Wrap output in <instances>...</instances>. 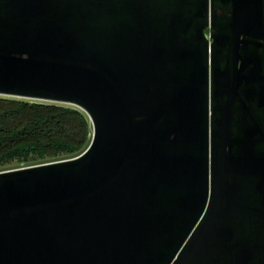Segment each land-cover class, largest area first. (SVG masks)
<instances>
[{
	"label": "water",
	"instance_id": "obj_1",
	"mask_svg": "<svg viewBox=\"0 0 264 264\" xmlns=\"http://www.w3.org/2000/svg\"><path fill=\"white\" fill-rule=\"evenodd\" d=\"M0 93L93 125L0 170V264H264V0H0Z\"/></svg>",
	"mask_w": 264,
	"mask_h": 264
},
{
	"label": "trees",
	"instance_id": "obj_2",
	"mask_svg": "<svg viewBox=\"0 0 264 264\" xmlns=\"http://www.w3.org/2000/svg\"><path fill=\"white\" fill-rule=\"evenodd\" d=\"M92 136L76 105L0 96V170L76 156Z\"/></svg>",
	"mask_w": 264,
	"mask_h": 264
},
{
	"label": "rangeland",
	"instance_id": "obj_3",
	"mask_svg": "<svg viewBox=\"0 0 264 264\" xmlns=\"http://www.w3.org/2000/svg\"><path fill=\"white\" fill-rule=\"evenodd\" d=\"M0 96L18 97V98H24V99H29V100L46 101V102H56V101H50V100H44V99H37V98H31V97H23V96L13 95V94H3V93H0ZM58 103H64V102H58ZM66 104H69V103H66ZM13 166H15V165H10L9 168H7V169L14 168Z\"/></svg>",
	"mask_w": 264,
	"mask_h": 264
}]
</instances>
